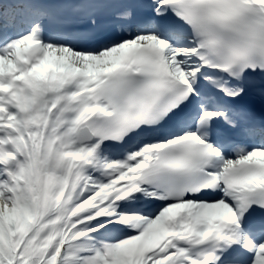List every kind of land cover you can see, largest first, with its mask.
<instances>
[{"label": "snow or ice", "instance_id": "1", "mask_svg": "<svg viewBox=\"0 0 264 264\" xmlns=\"http://www.w3.org/2000/svg\"><path fill=\"white\" fill-rule=\"evenodd\" d=\"M0 264H264V0H0Z\"/></svg>", "mask_w": 264, "mask_h": 264}]
</instances>
